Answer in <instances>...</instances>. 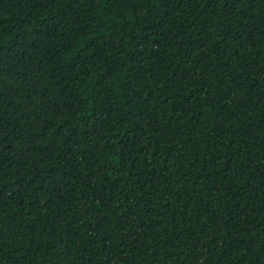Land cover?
<instances>
[{"label":"trees","instance_id":"trees-1","mask_svg":"<svg viewBox=\"0 0 264 264\" xmlns=\"http://www.w3.org/2000/svg\"><path fill=\"white\" fill-rule=\"evenodd\" d=\"M0 264H264V0H0Z\"/></svg>","mask_w":264,"mask_h":264}]
</instances>
